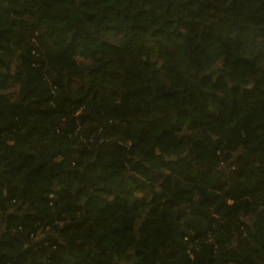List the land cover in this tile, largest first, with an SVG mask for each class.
<instances>
[{
    "label": "trees",
    "instance_id": "16d2710c",
    "mask_svg": "<svg viewBox=\"0 0 264 264\" xmlns=\"http://www.w3.org/2000/svg\"><path fill=\"white\" fill-rule=\"evenodd\" d=\"M0 69V264H264V0H0Z\"/></svg>",
    "mask_w": 264,
    "mask_h": 264
},
{
    "label": "rangeland",
    "instance_id": "374dc122",
    "mask_svg": "<svg viewBox=\"0 0 264 264\" xmlns=\"http://www.w3.org/2000/svg\"><path fill=\"white\" fill-rule=\"evenodd\" d=\"M78 61L79 62H82V63H87L88 60L81 57V56H78ZM16 67H17V61H16V58H12L9 62V72L11 74L15 73L16 72ZM221 67H220V63L216 64L215 66H213L212 68H210L208 70V72L210 74H212L213 76H216L221 70ZM5 73V69H0V74H3ZM246 85H250V81H247ZM5 92L9 95V97L11 99H16L17 98V86L14 82L11 81V83L9 84V86L7 87V89L5 90ZM138 182V181H137ZM135 194L141 198H149L151 192H150V189L148 188V186H142V187H139L135 190ZM247 221H249L248 218H246ZM44 237V233L42 231H40L38 233V237L37 239H41ZM117 262H120L122 264L125 263L124 260H119Z\"/></svg>",
    "mask_w": 264,
    "mask_h": 264
}]
</instances>
